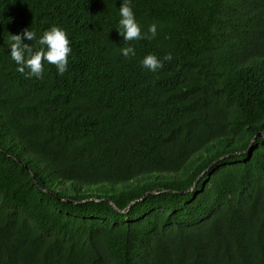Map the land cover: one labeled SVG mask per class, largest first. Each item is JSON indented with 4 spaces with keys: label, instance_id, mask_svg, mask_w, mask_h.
<instances>
[{
    "label": "trees",
    "instance_id": "trees-1",
    "mask_svg": "<svg viewBox=\"0 0 264 264\" xmlns=\"http://www.w3.org/2000/svg\"><path fill=\"white\" fill-rule=\"evenodd\" d=\"M53 26L26 78L9 35ZM261 134L264 0H0V264H264Z\"/></svg>",
    "mask_w": 264,
    "mask_h": 264
},
{
    "label": "clouds",
    "instance_id": "clouds-1",
    "mask_svg": "<svg viewBox=\"0 0 264 264\" xmlns=\"http://www.w3.org/2000/svg\"><path fill=\"white\" fill-rule=\"evenodd\" d=\"M118 32L125 42L147 39L152 40L157 35V25L151 24L147 32H142L141 27L135 19L132 7L127 2L122 3L119 8ZM36 41L40 47L35 49L30 43L24 41ZM10 55L18 65L17 71L26 78H43L44 62L54 65L58 74L63 75L67 71L68 57L71 54L70 40L64 29L53 26L44 31L43 35L37 38L36 32L25 29L21 34H10L9 41ZM124 57L135 55V49L131 46L120 49ZM172 55L164 56L163 61H170ZM156 55L149 54L142 60V66L150 71L161 69L164 64Z\"/></svg>",
    "mask_w": 264,
    "mask_h": 264
},
{
    "label": "water",
    "instance_id": "water-1",
    "mask_svg": "<svg viewBox=\"0 0 264 264\" xmlns=\"http://www.w3.org/2000/svg\"><path fill=\"white\" fill-rule=\"evenodd\" d=\"M261 137L264 138V134H261V135L257 136V137L253 140V142L251 143V147H252L253 144H254L259 138H261Z\"/></svg>",
    "mask_w": 264,
    "mask_h": 264
}]
</instances>
